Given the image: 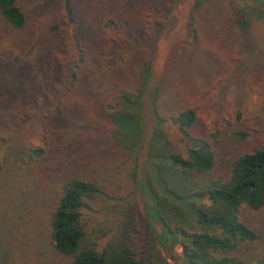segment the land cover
<instances>
[{
    "label": "trees",
    "instance_id": "1",
    "mask_svg": "<svg viewBox=\"0 0 264 264\" xmlns=\"http://www.w3.org/2000/svg\"><path fill=\"white\" fill-rule=\"evenodd\" d=\"M25 2L0 0V264H264V140L203 117L264 0H192L152 88L175 0H71L49 42Z\"/></svg>",
    "mask_w": 264,
    "mask_h": 264
},
{
    "label": "rangeland",
    "instance_id": "2",
    "mask_svg": "<svg viewBox=\"0 0 264 264\" xmlns=\"http://www.w3.org/2000/svg\"><path fill=\"white\" fill-rule=\"evenodd\" d=\"M25 1V0H24ZM43 1V2H42ZM192 0H175L172 13L170 14L171 24L164 29L154 31L153 44L156 48L157 59L153 63V74L149 87H154L156 77L163 64L165 55L174 41H179L185 37V20L187 10ZM233 5L240 6L250 10L247 2L251 0H231ZM26 6L29 9L30 25L39 27L44 41L49 42V24L58 22L64 18V0H26ZM34 6V8L32 7ZM69 21V19H68ZM71 21L67 27L70 34L72 32ZM35 30V28H34ZM47 34V36H45ZM57 36V35H56ZM59 39H56V42ZM243 55L233 71L227 77L226 82L213 91L210 102L205 107L203 117L210 127L219 125V118L226 116L233 109H242V116L246 118V124L255 131L254 136H260L264 140V82L258 81L264 77V26H256L248 35L245 36ZM258 68L262 73L256 80H251V74ZM145 100L144 119H145V137L146 141L150 137L151 129L154 127V118L149 109V104ZM147 165L144 151L140 157L139 170L142 171ZM141 179V175H139ZM133 200L136 202L137 210L141 222H147L146 196L144 192H137ZM157 230L160 226L153 223ZM168 239V238H167ZM173 241L168 239L166 244L170 245ZM174 253L180 255V247L174 245ZM166 257L168 255H165ZM171 264H182L181 260H170Z\"/></svg>",
    "mask_w": 264,
    "mask_h": 264
},
{
    "label": "water",
    "instance_id": "3",
    "mask_svg": "<svg viewBox=\"0 0 264 264\" xmlns=\"http://www.w3.org/2000/svg\"><path fill=\"white\" fill-rule=\"evenodd\" d=\"M64 9L66 11L69 21H71L72 20L71 0H64Z\"/></svg>",
    "mask_w": 264,
    "mask_h": 264
}]
</instances>
